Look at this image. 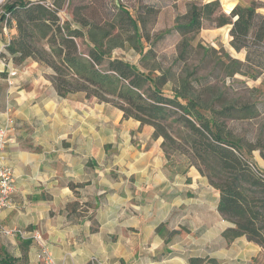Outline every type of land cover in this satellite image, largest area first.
<instances>
[{
	"label": "crops",
	"instance_id": "crops-1",
	"mask_svg": "<svg viewBox=\"0 0 264 264\" xmlns=\"http://www.w3.org/2000/svg\"><path fill=\"white\" fill-rule=\"evenodd\" d=\"M219 1L227 14V5L264 4ZM7 38L0 24V73ZM8 59L17 71L8 95L16 124L3 156L18 191L0 223L41 234L42 242L26 240L27 264H45L42 245L58 264H93L92 257L102 264H188L192 257L264 264L259 244L226 239L234 224L218 210L220 191L195 165L175 170L152 126L83 93L60 97L51 68ZM5 120L0 111V124ZM24 241L0 234V248L12 256L22 255Z\"/></svg>",
	"mask_w": 264,
	"mask_h": 264
},
{
	"label": "trees",
	"instance_id": "trees-1",
	"mask_svg": "<svg viewBox=\"0 0 264 264\" xmlns=\"http://www.w3.org/2000/svg\"><path fill=\"white\" fill-rule=\"evenodd\" d=\"M64 0H10L3 6L0 24L6 21L15 28L7 54L21 65L31 58L53 70L51 81L60 97L83 93L123 111L126 119L154 128L153 138L163 137L162 148L171 163V155H183L188 165H195L209 183L220 191L218 210L233 227L224 232L228 240L245 236L264 249V169L251 161L255 146L246 147L228 131L223 117L251 118L255 109L247 104L202 111L201 103L183 84L172 95L162 88L165 75H153L146 60L152 51L140 50L142 65L111 55L106 41L117 45V38L106 22L83 14L63 20L60 11ZM262 2L236 5L229 14L219 0L190 3L187 20L178 24L185 33L199 32L205 21L216 27L230 25L231 45L238 51L264 40V14L258 12ZM134 34L127 39L140 45L143 35L139 19L122 9ZM8 14V16L6 15ZM75 23V24H74ZM85 40L86 51L79 40ZM2 57H7L2 53ZM235 63L240 64L238 60ZM189 167H184L186 170ZM181 170V169H178ZM29 242L22 243L20 257L0 248V264H27ZM212 258L192 257L188 264H212ZM253 264H260L254 262Z\"/></svg>",
	"mask_w": 264,
	"mask_h": 264
},
{
	"label": "rangeland",
	"instance_id": "rangeland-1",
	"mask_svg": "<svg viewBox=\"0 0 264 264\" xmlns=\"http://www.w3.org/2000/svg\"><path fill=\"white\" fill-rule=\"evenodd\" d=\"M8 1H0V17ZM194 1L204 3L203 0H64L60 15L63 20L83 14L106 22V28L117 38L116 46L106 41V48L111 49L115 58L142 65L140 50H151L146 62L148 67L154 68L153 75H165L167 82L162 90L172 95L174 89L184 84L205 113L225 106L247 104L253 107L255 116L251 118L234 115L222 120L233 139L240 140L246 147L255 146L249 157L257 167L264 169V40L238 51L231 45L229 25L216 27L211 21H205L203 29L197 33H185L178 24L187 20L189 5ZM121 8L139 19V31L143 35L140 45L127 39L134 31L127 22H122L121 17L125 15ZM221 8L225 12L222 3ZM263 8L264 5L259 7L258 12L264 14ZM1 25L3 27L4 22ZM214 30L219 33L210 35ZM78 42L80 50L88 49L85 40ZM7 76L5 71L0 73V111L5 115L10 93L5 81ZM78 97L80 95H76ZM188 162L183 155H171L175 170L189 167ZM261 261L264 262V258Z\"/></svg>",
	"mask_w": 264,
	"mask_h": 264
},
{
	"label": "built area",
	"instance_id": "built-area-1",
	"mask_svg": "<svg viewBox=\"0 0 264 264\" xmlns=\"http://www.w3.org/2000/svg\"><path fill=\"white\" fill-rule=\"evenodd\" d=\"M2 1V0H0ZM4 14V10L2 11ZM2 14V15H3ZM1 15V16H2ZM8 16V14H6ZM1 19V17H0ZM3 24V23H2ZM3 31L8 36L7 43L3 45L2 52H7V47L11 43V35H9V27L4 21ZM7 57H2L1 60L4 65V71L7 73V82L10 87L15 85L14 76H16L17 71L10 65L11 59ZM10 60V61H9ZM15 119L11 115V109L8 107L6 112V120L4 123L0 124V213L4 209L13 208L15 205V197L18 191L17 180L14 175L13 169L6 164L5 157L3 156V151L6 145L10 141L9 132L15 127ZM0 234L12 237H21L24 240L33 239L37 242H42V236L39 232L28 231L22 228H7L0 223ZM38 258L45 264H58L49 248L42 245L38 252ZM91 262L102 264L98 261L96 257L91 258Z\"/></svg>",
	"mask_w": 264,
	"mask_h": 264
},
{
	"label": "bare ground",
	"instance_id": "bare-ground-1",
	"mask_svg": "<svg viewBox=\"0 0 264 264\" xmlns=\"http://www.w3.org/2000/svg\"><path fill=\"white\" fill-rule=\"evenodd\" d=\"M227 10L230 12L232 9H231V5H227Z\"/></svg>",
	"mask_w": 264,
	"mask_h": 264
}]
</instances>
